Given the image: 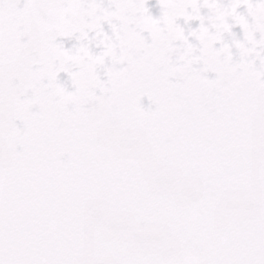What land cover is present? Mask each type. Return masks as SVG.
Wrapping results in <instances>:
<instances>
[{"label": "snow or ice", "instance_id": "6c2138e0", "mask_svg": "<svg viewBox=\"0 0 264 264\" xmlns=\"http://www.w3.org/2000/svg\"><path fill=\"white\" fill-rule=\"evenodd\" d=\"M0 264H264V0H0Z\"/></svg>", "mask_w": 264, "mask_h": 264}, {"label": "flooded vegetation", "instance_id": "af4514ba", "mask_svg": "<svg viewBox=\"0 0 264 264\" xmlns=\"http://www.w3.org/2000/svg\"><path fill=\"white\" fill-rule=\"evenodd\" d=\"M150 3H151V4H153V5H155V3H156V0H150ZM236 30H237V31H239V29H238V28H237ZM144 103H145V104H147V100H146V98H145V101H144Z\"/></svg>", "mask_w": 264, "mask_h": 264}]
</instances>
